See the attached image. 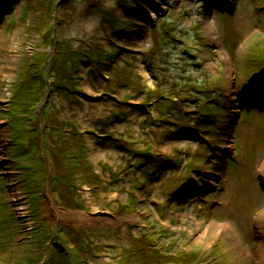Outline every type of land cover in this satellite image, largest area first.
Returning <instances> with one entry per match:
<instances>
[{"label": "rangeland", "instance_id": "rangeland-1", "mask_svg": "<svg viewBox=\"0 0 264 264\" xmlns=\"http://www.w3.org/2000/svg\"><path fill=\"white\" fill-rule=\"evenodd\" d=\"M189 261L264 264V0H0V264Z\"/></svg>", "mask_w": 264, "mask_h": 264}, {"label": "bare ground", "instance_id": "bare-ground-1", "mask_svg": "<svg viewBox=\"0 0 264 264\" xmlns=\"http://www.w3.org/2000/svg\"><path fill=\"white\" fill-rule=\"evenodd\" d=\"M89 17H85L83 18L84 22L88 21ZM210 29L213 33H215L218 29L217 26L214 24H210ZM217 35V33H215ZM236 197V195H235ZM232 203L236 204L235 199L231 200ZM236 210L234 211L235 214V218L236 220L233 221H227L225 223H218L216 221H214L210 227H214L216 228V235H220L224 232L228 233L231 237L233 238H238L239 237V233H243L244 236L247 238V234L244 231L245 228H240L238 225L242 222L245 221L247 218H249L251 211L247 208H245V206H243L242 204H236Z\"/></svg>", "mask_w": 264, "mask_h": 264}, {"label": "trees", "instance_id": "trees-1", "mask_svg": "<svg viewBox=\"0 0 264 264\" xmlns=\"http://www.w3.org/2000/svg\"><path fill=\"white\" fill-rule=\"evenodd\" d=\"M118 32L119 31H121V33H124V34H128V31L127 30H121L120 28L117 30ZM159 98H161V99H166L167 101H169L170 103L169 104H166L165 106H164V113L163 114H165V115H167V112L168 111H170L171 109H173V106H175L176 104H175V102H174V100H172V99H168V98H163V96H159ZM162 105H164L163 103H162ZM211 106H214V105H211ZM214 107H216V106H214ZM214 107H209V106H207L206 104H203L202 106H201V109H202V113L204 114V116L205 117H207V118H209V120H210V122H211V124L212 125H216V119H215V116H216V112H211L212 110H214V109H217V113H218V110H220V108H214ZM181 132H188L187 130H181ZM190 135H192L193 137H196V135H195V133L194 132H188ZM143 153V152H142ZM141 154V153H140ZM144 154V153H143ZM143 154H141V155H143ZM137 155H139V154H137ZM145 155V154H144ZM146 156V155H145ZM144 157V156H143ZM142 160H144V159H142ZM77 207H79V208H82V207H80V206H77ZM159 255H162V254H160V252H159ZM175 255V254H174ZM173 255V256H174ZM172 256L171 255H169V256H167L166 258L168 259V258H171ZM181 261H188V260H181ZM181 261H178V262H181ZM162 263V262H161ZM186 264H192V262L191 261H189L188 263H186Z\"/></svg>", "mask_w": 264, "mask_h": 264}]
</instances>
